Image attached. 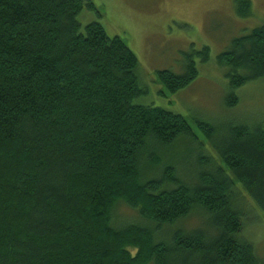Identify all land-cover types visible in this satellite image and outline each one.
Masks as SVG:
<instances>
[{"label":"trees","instance_id":"obj_1","mask_svg":"<svg viewBox=\"0 0 264 264\" xmlns=\"http://www.w3.org/2000/svg\"><path fill=\"white\" fill-rule=\"evenodd\" d=\"M236 5L251 16V0ZM86 6L95 10L0 0V264H264L244 231L245 197L264 213V121L222 133L198 119L201 141L182 114L137 103L148 93L139 58L102 23L83 26ZM196 57L209 61L210 48L187 52L184 71L162 70L160 82L189 87ZM218 63L236 107L235 90L264 77V24ZM184 140L199 145L193 167L170 160L145 178V163L160 166ZM120 203L140 220L117 218ZM193 215L201 224L187 227Z\"/></svg>","mask_w":264,"mask_h":264},{"label":"rangeland","instance_id":"obj_2","mask_svg":"<svg viewBox=\"0 0 264 264\" xmlns=\"http://www.w3.org/2000/svg\"><path fill=\"white\" fill-rule=\"evenodd\" d=\"M91 1L95 10L84 7L79 16L82 25L102 23L109 36H120L139 58V85L148 93L138 98L137 103L161 106L182 114L201 141H207V137L198 119L211 122L222 133L229 125H254L264 121V77L235 90L240 103L229 108L226 99L232 88L226 68L218 63L219 55L231 47L233 39L264 24V0H251L253 10L248 17L240 15L237 0ZM205 46L210 48V59L202 62L196 57L198 78L189 87L171 93L160 82L158 72L182 73L186 53ZM189 146L195 149L194 153L188 151ZM177 147L163 157L160 166L145 163V178L160 175L170 160L177 166L186 161L188 167H193L198 160V143L184 140ZM244 203L249 210L245 234L264 260V213L248 197L244 198ZM115 215L119 219L140 220L137 211L124 203L117 205ZM184 224L196 227L201 220L193 215Z\"/></svg>","mask_w":264,"mask_h":264}]
</instances>
